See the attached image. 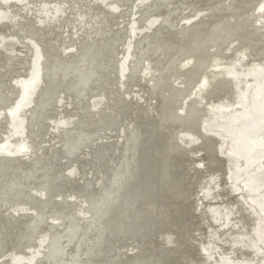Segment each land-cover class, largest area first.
<instances>
[{"label":"water","instance_id":"water-1","mask_svg":"<svg viewBox=\"0 0 264 264\" xmlns=\"http://www.w3.org/2000/svg\"><path fill=\"white\" fill-rule=\"evenodd\" d=\"M0 264H264V0H0Z\"/></svg>","mask_w":264,"mask_h":264}]
</instances>
